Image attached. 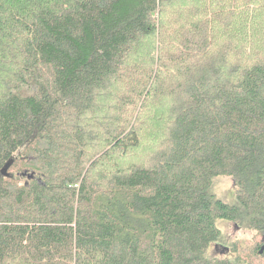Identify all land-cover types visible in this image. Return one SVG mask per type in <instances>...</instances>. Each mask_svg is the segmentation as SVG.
<instances>
[{
    "label": "trees",
    "instance_id": "1",
    "mask_svg": "<svg viewBox=\"0 0 264 264\" xmlns=\"http://www.w3.org/2000/svg\"><path fill=\"white\" fill-rule=\"evenodd\" d=\"M220 220L264 235V0H0V264L240 263Z\"/></svg>",
    "mask_w": 264,
    "mask_h": 264
},
{
    "label": "rangeland",
    "instance_id": "2",
    "mask_svg": "<svg viewBox=\"0 0 264 264\" xmlns=\"http://www.w3.org/2000/svg\"><path fill=\"white\" fill-rule=\"evenodd\" d=\"M214 192L217 196L226 201L234 200L235 181L230 176H220L214 181ZM218 226L222 230V239L212 243L208 254L210 256H234L237 251H234L232 245H236L241 252L243 261L237 264H264V255L255 253L253 248L258 242L264 243V235L255 231L238 227L234 222L220 220Z\"/></svg>",
    "mask_w": 264,
    "mask_h": 264
},
{
    "label": "water",
    "instance_id": "3",
    "mask_svg": "<svg viewBox=\"0 0 264 264\" xmlns=\"http://www.w3.org/2000/svg\"><path fill=\"white\" fill-rule=\"evenodd\" d=\"M13 162H14V160L11 159V160H9V161L4 165V167L2 168V173H3V175H5V176H10L9 169H10V167L12 166ZM259 253H260V254H263V253H264V243L262 244V246H261V248H260V250H259Z\"/></svg>",
    "mask_w": 264,
    "mask_h": 264
}]
</instances>
